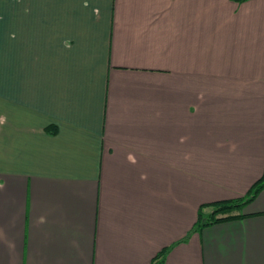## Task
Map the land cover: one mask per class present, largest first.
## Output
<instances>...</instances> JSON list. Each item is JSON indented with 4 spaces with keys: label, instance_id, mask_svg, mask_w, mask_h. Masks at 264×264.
I'll list each match as a JSON object with an SVG mask.
<instances>
[{
    "label": "crops",
    "instance_id": "0c3cea01",
    "mask_svg": "<svg viewBox=\"0 0 264 264\" xmlns=\"http://www.w3.org/2000/svg\"><path fill=\"white\" fill-rule=\"evenodd\" d=\"M263 175L264 0H0V264H264V188L181 241Z\"/></svg>",
    "mask_w": 264,
    "mask_h": 264
},
{
    "label": "trees",
    "instance_id": "16d2710c",
    "mask_svg": "<svg viewBox=\"0 0 264 264\" xmlns=\"http://www.w3.org/2000/svg\"><path fill=\"white\" fill-rule=\"evenodd\" d=\"M263 188L264 175L251 187L247 195L242 198L201 205L198 211V219L194 227L181 241H187V239L193 232H199L206 226L243 217L244 215L242 214V210L244 206L251 202ZM205 208H211V211L209 213H206ZM172 246L173 245H171L170 247H166L161 252H159L153 260L152 264L163 263Z\"/></svg>",
    "mask_w": 264,
    "mask_h": 264
}]
</instances>
